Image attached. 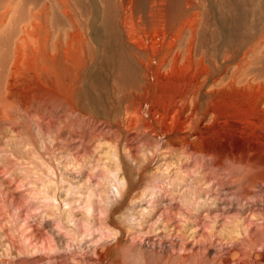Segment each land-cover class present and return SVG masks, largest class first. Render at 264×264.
Here are the masks:
<instances>
[{
    "label": "rangeland",
    "instance_id": "rangeland-1",
    "mask_svg": "<svg viewBox=\"0 0 264 264\" xmlns=\"http://www.w3.org/2000/svg\"><path fill=\"white\" fill-rule=\"evenodd\" d=\"M259 1L0 0L2 53L11 46L13 53L20 46L23 54L29 48V54L38 53L45 37L80 40L85 44L84 61L88 59L85 74H97L100 85L93 90V109L75 124L77 136L85 137L84 149L79 138L70 142L66 136L57 137V127L41 129L33 118L0 122V264L3 258L9 261L4 264H95L97 259L96 264H112L115 257L119 264H214L216 249L232 247L234 262L243 241L257 245L256 240L264 237V181L250 188L256 198L245 201L237 197V186L228 181L221 165L208 159L203 163L200 155L208 148L218 149L220 157L225 151L241 152L259 167L264 163L262 146L247 153L243 141L218 140L198 144L200 152L194 157L166 145L156 152L152 134L137 128L123 131L118 118L126 104L122 59L130 64L129 76L145 75L134 51L126 46L129 22L135 28L144 24L151 35L157 22L178 23L198 16L205 44L200 51L206 47L209 57L223 54L231 41L245 52L264 41V7L260 10ZM238 7L247 14L249 30L243 38L228 39L223 20L236 25ZM24 36L26 46L21 44L23 38L19 40ZM225 42L228 45L220 50ZM106 54L110 60H104ZM258 63L254 70L262 73L263 63ZM57 116L61 121L67 113L59 111ZM258 227L262 237L253 238Z\"/></svg>",
    "mask_w": 264,
    "mask_h": 264
},
{
    "label": "bare ground",
    "instance_id": "bare-ground-1",
    "mask_svg": "<svg viewBox=\"0 0 264 264\" xmlns=\"http://www.w3.org/2000/svg\"><path fill=\"white\" fill-rule=\"evenodd\" d=\"M258 3H260V10L263 9L264 0ZM238 8H235L239 15L236 25L231 20L228 21L225 18L223 20L222 29H228L230 32L227 35L228 39L243 38L249 30L246 12ZM199 18L190 16L178 23L176 21L157 22L151 27L152 29L150 28L154 31L151 35L142 28L144 24L136 28L135 23L133 27L132 22L127 24L129 25L128 39H130L126 45L127 49L134 51V56L145 71V75L141 79L129 76L130 64H127L124 59L119 64L120 77L126 82L124 85L126 104L121 117L118 118V124L123 131L137 128L144 134H152L156 139V152L159 147L166 145L171 146L175 151L180 150L183 154L188 153L194 157L200 152L197 148L198 144L214 143L218 140L228 143L243 141L247 153L257 145L262 146L264 150V41L254 43L251 46L252 49L244 50L245 52H240L239 48L236 49L235 45L228 41L231 45L225 42L220 46L222 50L228 45V48L223 50V54H213L215 56L209 57L210 53L207 49L205 51L206 47L200 51L205 44L201 39L204 32L200 36L203 23L200 22L201 18L199 21ZM129 19L126 18L127 21ZM234 26L236 28H233ZM40 28L39 31L42 32ZM22 38L24 44L23 42L21 44L25 45L26 37H21L19 40ZM49 38L45 37L41 44H38L39 51L34 54H29L30 48L28 54H23L24 52L20 51L24 50L23 46L18 47L20 52L15 50V53L11 51L12 46L11 53L9 49L3 50V53L0 50V122L15 123L19 116L25 122L28 118H33L36 119L41 129L57 127V137L65 138L66 136L65 139L70 142L79 138V147L84 149L86 147L85 137L82 134L77 136L75 124L79 117L91 110L92 103L96 101L93 90L99 85L98 76L92 74L91 71L90 75L85 74V63L88 59L85 57L86 62L84 61V42L57 37L51 41ZM28 39L32 40L29 37ZM125 53L122 54L124 58L127 54ZM105 59L110 60V54ZM257 62L263 63L262 66L260 65L263 68L262 73L255 71L258 68L254 70ZM82 78L86 80L84 86L81 85ZM59 111L67 113V118L60 121L61 118L57 116ZM201 152L202 159L196 158V160L200 159L204 163V160L208 159L217 166L221 165L228 181L237 186V197L245 201L256 198L250 188L264 181V163L259 168L254 165L253 161L245 158L241 152L233 153L231 150L225 151L221 157L219 155L221 152L216 148H208ZM254 174L257 178L259 177V180L254 179ZM260 233H262V228L258 227L252 237H259ZM213 235L215 236L214 233ZM208 239L213 242L210 235ZM256 242L257 245L253 243L251 245L243 241V247L236 256L237 261L234 262L232 261L235 254L232 247L228 250L215 248L219 254L214 264L263 262L264 237L257 239ZM255 246L258 247V251ZM218 247L222 246L218 245ZM205 249L201 250L203 255L206 254ZM90 258L93 259L94 255ZM115 258L117 261L119 257ZM96 261H94L95 264ZM116 261L113 260L112 264H119L120 261ZM7 262H9L7 259H1V264Z\"/></svg>",
    "mask_w": 264,
    "mask_h": 264
}]
</instances>
